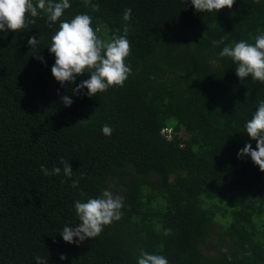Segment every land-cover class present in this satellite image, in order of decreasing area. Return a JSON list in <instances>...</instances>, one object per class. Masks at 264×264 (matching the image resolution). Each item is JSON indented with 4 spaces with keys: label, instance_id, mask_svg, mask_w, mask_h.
Instances as JSON below:
<instances>
[{
    "label": "trees",
    "instance_id": "1",
    "mask_svg": "<svg viewBox=\"0 0 264 264\" xmlns=\"http://www.w3.org/2000/svg\"><path fill=\"white\" fill-rule=\"evenodd\" d=\"M69 3L52 27L38 9L28 17L34 24L0 31V264H37L36 256L137 264L141 249L169 264H264V172L250 156L238 158L246 144L256 148L245 125L264 82L241 81L237 64L219 55L264 33V0L200 13L191 0H91L98 11ZM77 14L92 18L101 39L128 24L131 73L122 87L89 97L73 89L90 74L63 86L52 75L51 37ZM62 157L72 176H45L41 165L63 169ZM104 189L123 198L121 219L95 238L65 242L62 229L80 222L75 201Z\"/></svg>",
    "mask_w": 264,
    "mask_h": 264
},
{
    "label": "clouds",
    "instance_id": "2",
    "mask_svg": "<svg viewBox=\"0 0 264 264\" xmlns=\"http://www.w3.org/2000/svg\"><path fill=\"white\" fill-rule=\"evenodd\" d=\"M93 11H98L99 6L92 4L91 0H85ZM235 0H191V5L197 13L212 12L227 7L232 8ZM69 0H0V31L11 30L16 32L27 27L28 23H35V19L43 10L49 21V27L57 22L63 15L64 10L70 8ZM132 9L127 8L123 13V20H131ZM92 18L87 14H77L70 21L64 20L59 23L58 30H55L51 37L49 52L54 54L55 62L51 68L54 78L61 84L65 82L75 84L78 76L85 73L90 74V78L81 81L74 89V94H79L83 89H87L86 95L95 96L98 92H105L112 86H123L131 73V68L126 65L125 58L131 51L130 42L127 39L128 24L126 23L123 35H119L116 30L110 39H101L93 29ZM225 37L219 41L213 40V46L224 43ZM254 44H249L241 40L234 46H225L219 53L221 57H229L236 64L235 72L241 81L251 76L253 80L264 82V33L257 35ZM39 40L32 36L28 39L30 48H34ZM41 59V57H37ZM43 62V60H42ZM64 106L69 107L73 100L64 95L62 98ZM81 120L79 122H87ZM78 122V123H79ZM247 135L256 141V148L253 149L250 143L246 144L238 153V158L250 156L261 172H264V100L259 101L258 108L253 113L250 120L245 125ZM105 136H111L113 129L105 124L101 129ZM60 163L63 169L53 166L51 170L41 165V171L45 176L59 175L63 171L64 176H72V167L69 162L62 157ZM83 176H81V179ZM79 180H73L71 186L78 187ZM124 207L123 198L115 195L111 190L104 189L98 198H89L86 202L75 201L79 223L75 227L65 226L60 235L65 242L79 244L86 239L95 238L103 231V227L113 221L121 219ZM171 233V229H166L164 234ZM74 238H78L74 240ZM227 252V249H222ZM251 255V253H247ZM37 264H47V259L36 256ZM61 260L67 259L63 254ZM231 259V257H229ZM137 264H169V261L159 254H150L143 249L137 258Z\"/></svg>",
    "mask_w": 264,
    "mask_h": 264
},
{
    "label": "built area",
    "instance_id": "3",
    "mask_svg": "<svg viewBox=\"0 0 264 264\" xmlns=\"http://www.w3.org/2000/svg\"><path fill=\"white\" fill-rule=\"evenodd\" d=\"M166 132H168V130L166 129Z\"/></svg>",
    "mask_w": 264,
    "mask_h": 264
}]
</instances>
